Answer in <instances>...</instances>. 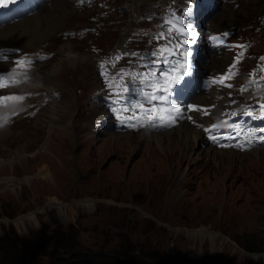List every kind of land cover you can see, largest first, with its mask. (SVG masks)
Instances as JSON below:
<instances>
[{"label":"rangeland","instance_id":"rangeland-1","mask_svg":"<svg viewBox=\"0 0 264 264\" xmlns=\"http://www.w3.org/2000/svg\"><path fill=\"white\" fill-rule=\"evenodd\" d=\"M177 1L91 0L80 3L79 0H63L68 6L61 7L64 17H59L62 22L59 28L39 41L15 43L22 50H37L50 57L32 64L29 80L10 89L22 86L43 89L51 100L41 102L34 116L14 114L12 124L0 127L6 132L0 141V161H11L15 148L29 142L28 168L37 172L47 165L54 171L42 185L35 180L38 177L35 178L34 173L14 188L16 182L11 183V177L22 180L24 168L16 163L13 166L16 172L10 174L9 167L0 166V254L5 244L15 238L20 239L19 247L25 241L30 242L23 248L25 264H53L59 255L70 258L73 247L89 254L91 259L100 255L120 256L132 244L138 245L144 264L149 260L154 263L157 256L165 264H264V141L258 140L264 135L258 131L264 128V120L244 114L255 110L254 115H259L256 112L264 104L263 95L261 102L253 107L251 103L260 88L246 87L257 84L264 77V59H261L264 57L263 0H213L203 9H195L199 0ZM172 3L189 11L194 28L200 31L194 42L198 40V44L203 45L199 48L203 64L197 63L203 69V87L198 89L197 86L198 92L191 97L193 120L187 115L167 129L146 131L154 135L188 122L190 127L199 130L201 138L189 142L184 157L180 155L170 161L148 159L147 154L154 144L152 138V142L138 141L123 155L115 150L105 151L109 132L138 133L145 129L137 131L142 126L115 131L112 127L106 129L98 125L99 119L104 120L96 117V111L102 106L99 98H94L100 94L96 90L102 67L97 63L98 56L104 57L111 71L120 64L125 69L145 53L150 56L155 49L168 47L169 42L164 38L149 44L152 33L145 36L139 31L147 30L156 19L161 26L162 14ZM45 7L53 8L51 0H43L32 13ZM99 8H105L106 12L98 13ZM97 17L100 18L92 27L93 18ZM166 22L168 24L162 26L171 27L179 45L169 57L172 61L173 57L183 54L179 33L184 26L174 27L170 19ZM123 29L126 32L121 36ZM212 36L219 40H211ZM65 45L73 52L90 55L89 62L75 67L61 59L60 72L54 77L57 86L47 87L46 70L57 61L58 50L60 47L66 49ZM116 45L123 49L113 63L109 56L111 58ZM241 53L242 58L233 69L236 75L226 81L232 87L214 83L213 79H219ZM211 58L215 60L213 64H209ZM150 61H153L151 56L148 63ZM148 67L155 72L164 70L155 64ZM129 76L130 72L123 70V79ZM191 83L195 88L194 82ZM59 91L64 92L65 100L59 97ZM52 92L59 101V120L50 115ZM166 96L168 99L167 93ZM30 98L10 104V107L20 108ZM231 100L238 102L231 106ZM233 112L237 115L233 116ZM219 115L230 116V119L221 118L213 124ZM44 120L53 126L47 128L50 123L44 124ZM66 122L64 128L61 126L64 131L56 133L60 124ZM212 124L217 127L213 128ZM215 130L226 137L235 133L239 142L219 141L222 136ZM47 142L54 153L46 162L36 155L44 151L42 145ZM126 144L129 146L128 142ZM210 147L236 155L220 154L213 158L201 152ZM28 182L33 185L27 186ZM55 201L58 204H54ZM78 202L88 205H77ZM67 249L69 253H65Z\"/></svg>","mask_w":264,"mask_h":264},{"label":"bare ground","instance_id":"bare-ground-1","mask_svg":"<svg viewBox=\"0 0 264 264\" xmlns=\"http://www.w3.org/2000/svg\"><path fill=\"white\" fill-rule=\"evenodd\" d=\"M51 2H52L53 8L45 7L43 10H39V11L37 10L36 12L32 13L30 16L23 17L18 21L7 24L4 27L0 28V46H2V45H14L15 43L24 42V41L26 43L31 42L33 40L39 41L41 39V37L45 38L47 36V33L54 32L55 29L59 28V26L62 25V22L59 21L60 20L59 17L60 18L64 17L63 13L61 12V7L62 6L64 7L65 5L68 6V5L66 3H64L63 0H54V1L51 0ZM55 10H59V13H56ZM61 13H62V15H61ZM124 32H126L125 29L122 30L121 36H123L125 34ZM121 41H122V39L120 40V43H121ZM36 44H34V45H36ZM65 48L66 49H64V47H60V49L58 50L57 61H54V63L51 64L50 68L48 70H46L47 75H49L48 77H46L45 86H47V87H49V86H52L53 88L55 87L54 85H56V81H55L54 77H56L58 75V73L60 72L59 66H60L61 59L67 60V63H70L72 66H75V67L77 64L84 65L86 63V61L89 62V59L91 57L90 55H88V54L85 55V54L73 52L70 49H68L67 45H65ZM120 51H121V48H119V46L116 45V47L114 48V50L112 52L111 58L112 59L116 58V56H117L116 54H118ZM113 55H116V56L113 57ZM214 61H215L214 58H211V60L209 61V64H213ZM63 94H64V92H60L61 96H59V97H62L63 100H65L64 99L65 96L63 97ZM66 96L68 97V95H66ZM206 97H208V96H206ZM53 98L54 99H53L51 105L49 106V109H52V111L50 112V115H52L54 117L52 119L59 120L61 117L60 110L57 109L60 107V105H57V103L59 101L56 98V96H53ZM62 98L59 100H62ZM50 100H51V98H50ZM71 102H72V100H69V103H71ZM68 107H69V105H67V107H66V112H67ZM96 113H97L96 117L103 118L102 109H98L96 111ZM66 116H67V114H66ZM22 118H24V117H22ZM43 123L44 124L50 123V125H46L47 128H49L50 126H53V123L46 122L45 120L43 121ZM67 123L68 122H66L62 125L60 124V127H58L56 129V133L60 132V131H64L62 128H64V126H66ZM61 126H62V128H61ZM192 127L189 126L188 122L187 123L184 122V123L178 124L174 128L161 131V132L156 133L154 135H150L149 133H147L146 130L140 131L138 133L109 132L107 139H105V141L107 142V145H106L104 150L105 151L107 149L108 150H115V152L118 153L119 155H123L127 149L129 150V148L134 146V144L137 143L138 141L145 139L146 142H148V141L152 142L151 141V138H152L154 141V144H153V147H150L151 152H149L147 154L148 159L149 160L158 159V160H163V161L164 160L170 161L173 158L174 159L178 158L180 155H181V157H184L185 153H187V148L189 146V142H192V140H195L197 138H201V134L198 132L199 130L197 131V130L193 129ZM49 129L47 130V132H48V134H51L52 132H50ZM5 133H6L5 129L0 130V141L2 138H4ZM65 133L69 134V132H65ZM125 135H128V136H125ZM57 137H60V136H57ZM163 138H165V139H163ZM127 142L129 143V146H127V144H126ZM14 143H16V142H14ZM29 144H31V143L28 142V145ZM48 144H49V146H48ZM28 145L17 146L15 148V155L14 156L12 155L13 157H12L11 161H9V162L0 161V166L5 164L7 167L10 168V170H11L10 174H14V172H16L15 169L13 168V166L16 163L18 165H21L24 168L23 171H21V172H23L22 174H25L24 177L21 178L22 180H18L16 177H11V183H12V181L16 182L17 187H14V188H18V186L21 185L22 181L26 182L31 177L30 175L34 174V173H35L34 174L35 178L38 177L35 180L37 182H41V185H42V183L44 182L45 179H48L49 176L52 177L51 172L54 171L50 168H47V165H45L47 169L41 168L37 172L31 171L30 168H28L29 167V164H28L29 161L26 160V158H28L27 157L28 154L26 155V152L29 151V149H31V146L30 145L28 146ZM26 146H28L27 149H26ZM50 146H51L50 142H47V144L45 143L44 145H42V147H43L42 149L44 151H42V153L37 154L36 156L40 155L39 156L40 160H44L46 162H47V160L52 159L53 158L52 153H54V152L52 151ZM147 148H148V144L146 146H144V149H142L143 152H146ZM256 150H258V149H256ZM256 150H254V151H256ZM201 152H203V153L205 152L207 155H212L211 157H213V158L219 156L220 154L223 156L229 155L231 157H234L236 155L235 152L231 151V153H228V152H225L222 150L221 151L220 150H214V148H212V147L206 148L205 150H202ZM255 154H256V156L260 155V153H255ZM229 156H227V157H229ZM256 161H258V160H256ZM89 162H90V160H89ZM1 168H3V167H1ZM35 170H37V169H35ZM32 183L33 182H30V183L28 182L26 184H27V186H29ZM56 203L58 204L57 201L54 202V204H56ZM82 203L78 202L76 204L77 205H85V206L88 205L87 202H82ZM200 236L202 237V233H200ZM214 237L215 236H212L211 238H214Z\"/></svg>","mask_w":264,"mask_h":264},{"label":"snow or ice","instance_id":"snow-or-ice-1","mask_svg":"<svg viewBox=\"0 0 264 264\" xmlns=\"http://www.w3.org/2000/svg\"><path fill=\"white\" fill-rule=\"evenodd\" d=\"M170 31H171V29H170ZM189 35H191V32H189ZM225 35H227V34L225 33ZM210 39L213 40V41H217V40H219V37L212 36V37H210ZM187 42L188 41H185V43H187ZM165 52H168L169 55L172 54V52L167 48V46H164V48L158 50V53H153V55H157L158 54L159 56L163 57ZM187 55H191V53H187ZM242 55H243L242 53L239 54L234 59L233 64L229 65L228 70L225 73H223L219 79L214 78L213 82L222 84L225 87H229V88L232 87V85L226 83V81L232 79L236 75V72L233 71V69H235L236 64L239 63V60L242 58ZM118 58L119 57H117V59ZM261 59H264V57H262ZM23 63H24L23 61L18 62V64H21V65ZM149 63L158 65L160 63H167V61L158 59V60H155V61H150ZM262 71H264V69H262ZM160 75H162L164 77H169L170 76V72L169 71H161ZM155 76H156L155 71H149V72L143 73V74H134V75L131 76V79H132L133 82L136 81V80H139L141 83H145V82H149V78L155 77ZM120 79L121 80L123 79V70H122V75H121ZM261 79L264 80V77H261ZM114 82L115 81H113L112 83H114ZM173 83L174 84L179 83V80H173ZM165 84H167V80H165ZM7 86H8L7 84H5L2 81H0V88L7 87ZM110 86H112L111 83H110ZM148 86L152 88V92H146L142 88L139 90V94L142 95L146 100H150V101H156V100L164 101V100L167 99V96H165V95L157 96L155 94L157 91H163L164 93H167L169 96L171 95L170 87H164L163 89H158L156 84H152L150 82L148 83ZM117 87H119V85H117ZM241 90L243 91L245 89L241 88ZM128 91H129L128 86L126 84L123 85L122 92L121 91H117L115 93V95L117 96V101H114V103L115 102H119L120 99H123V93H127ZM21 99H23V97H17V96L0 97V101H2V100H21ZM131 107L132 108L139 107L142 111H144L143 105L140 104L138 101L132 102ZM113 111H118V110L114 108ZM148 111H152L153 113H159L158 115H153V116H150V117L147 118V122L150 125L154 124L157 121L161 125L174 123L175 119L177 117H179L180 113H181V109L173 107L171 109V113H174L175 116H173L170 113L167 117H165V115H163V113L165 112V109L158 108L156 105H153L151 109H148ZM254 112H255V110H248L244 114L249 116V117H252L253 119L264 120V104L260 105V114L259 115H254ZM205 114H207L206 111H205ZM232 115L235 116V115H237V113L233 112ZM189 119H191V117H189ZM132 126H134V125H132ZM212 127L215 128L217 126L213 125ZM206 131H210V130L206 129ZM258 131L264 133V128H261ZM252 134L253 133L250 131L249 135H252ZM212 138L215 139L214 136ZM259 140L260 141H264V135L260 136ZM249 143H251V141H249Z\"/></svg>","mask_w":264,"mask_h":264},{"label":"trees","instance_id":"trees-1","mask_svg":"<svg viewBox=\"0 0 264 264\" xmlns=\"http://www.w3.org/2000/svg\"><path fill=\"white\" fill-rule=\"evenodd\" d=\"M261 5L264 6V0ZM261 11L264 12V9ZM19 240L20 239L14 238L12 240H9L8 243L5 244V248L3 252L0 254V264L24 263V258H22V255L24 254L23 248H26L25 247L26 244L28 245L30 244V242L25 241L24 243H21L19 247L17 246ZM76 250L77 249L74 247L70 249V252L73 251L70 254V258L63 255H59L58 257H55L53 264H144L145 263L143 257L140 255L141 252L138 249L137 244L134 245L132 244L129 248H126L127 251H125L123 255L120 256L118 254H114L110 256L100 255V257L97 259L94 256H92L93 259H91L89 254L85 252H81L79 250H77L78 251L77 252ZM65 253H69V250L67 249ZM146 264H165V263H163L159 258V256H157L155 257L154 263H152V261L149 260L148 263L146 262Z\"/></svg>","mask_w":264,"mask_h":264}]
</instances>
